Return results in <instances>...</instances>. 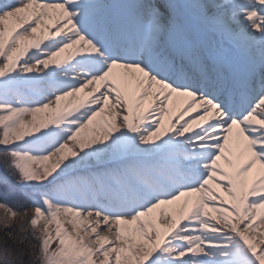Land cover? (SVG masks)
Wrapping results in <instances>:
<instances>
[{"label": "snow or ice", "instance_id": "1", "mask_svg": "<svg viewBox=\"0 0 264 264\" xmlns=\"http://www.w3.org/2000/svg\"><path fill=\"white\" fill-rule=\"evenodd\" d=\"M199 7L217 23L220 8L235 9L264 46V0ZM88 8L84 0L0 4V164L41 188L110 150L163 155L170 167L137 173L110 204L47 193L20 212L0 204V264H96L97 256L99 264H264V231L249 235L264 225V81L238 110L247 79L229 84L204 67L193 76L150 50L144 59L114 55ZM175 9L173 0L138 5L153 37L172 26ZM44 81L51 90L34 104L7 99Z\"/></svg>", "mask_w": 264, "mask_h": 264}, {"label": "bare ground", "instance_id": "2", "mask_svg": "<svg viewBox=\"0 0 264 264\" xmlns=\"http://www.w3.org/2000/svg\"><path fill=\"white\" fill-rule=\"evenodd\" d=\"M3 2L11 3L10 0H3ZM140 2L141 0H84V3L89 5L88 11L92 24L94 20L99 21L103 18L107 21H113L116 17L121 18L122 23L128 20L135 23L139 22L140 29L143 30L148 44L154 51H159L161 56H168L171 58L175 56L171 51H168L167 45L169 43H167V41L171 39L174 43H188L189 48H184L183 53L185 55H190L193 61H202L206 57V45L210 43L211 46H216L218 48L221 46L220 48L228 51L231 55L237 54L239 59L243 60L245 64L250 63V67L253 66L254 62L264 63V46H261L258 40H253L251 38L252 34L246 28L241 17L236 14L235 9L220 8L219 11L222 16V22L220 23L209 21L200 14V5L205 3L221 5L230 3L231 0H173V3L176 5L174 22L167 31L155 37L151 34L148 22L146 20L142 21L144 18L138 12V5ZM187 40H189L190 43L187 42ZM174 49L175 51H179L178 49H180V47L173 44V50ZM205 63L208 64L207 62ZM207 67L212 68L211 65H207ZM45 82L51 83V81ZM39 85L42 91L44 83L41 82ZM25 86L36 90V84L20 85L17 88ZM15 89H13L10 94H13L12 92ZM49 91L45 88V92L48 93ZM85 91H91V88L85 89ZM44 96L45 95L39 96L40 98L33 99L29 103L34 104L35 101L43 99ZM71 99L74 100L75 97ZM239 105L242 106V99H240ZM104 115H109V113H104ZM24 119L27 120L28 117H24ZM185 119H187V117ZM196 130L198 131L199 129ZM25 139L30 138L25 137ZM154 161L163 162L164 164L157 165ZM219 163L221 167H224L222 162ZM166 165L163 155H141L128 150H121L116 154H112L110 150L108 154L99 158L86 160L73 168L67 169L65 172L61 173L54 184H49V187H51L53 191L61 193V196L56 199L61 203L84 206L95 205L97 203L102 205L110 204L112 200L103 197V193L113 194L117 190L123 191L128 189L130 185L136 182L130 179V176L137 177V173H142L145 178H148L154 172L170 167V165ZM176 171L178 173L179 169ZM100 188L102 194L100 193ZM171 207L172 206H169V210ZM61 219L64 220L66 218ZM94 219V217L90 218L91 221H94ZM159 219L161 221L160 227H163L165 218L160 216ZM64 227L71 231V226L67 223L64 224ZM99 231L101 235H109L108 232L102 229ZM260 231H264V225H261L255 232H250L249 235L260 239L258 235ZM94 258L95 257H93V259Z\"/></svg>", "mask_w": 264, "mask_h": 264}, {"label": "rangeland", "instance_id": "3", "mask_svg": "<svg viewBox=\"0 0 264 264\" xmlns=\"http://www.w3.org/2000/svg\"><path fill=\"white\" fill-rule=\"evenodd\" d=\"M43 83H44V87L47 88V90L49 91L51 89V84L48 85L45 82ZM44 87L42 91H39L40 89L39 83L36 84L35 87L36 90L27 86L19 87L12 92L13 94H9L7 99L11 104H16L18 99L29 103L31 100L38 99L40 98L39 96H43L47 94V92L44 93L45 91ZM0 150H2V146H0ZM0 168H1L0 181H3L0 182V204H3L17 212H20L24 209H28L33 204L39 203L40 197L45 193L52 196L54 199H57L59 198V196H61V193H57L53 191L51 187H49V184L47 185L46 188H41L35 184L22 185L17 182L14 176L10 175L9 172L5 170L2 164H0ZM100 192H101V188H100ZM1 213H3L2 209H0V214ZM30 215L31 213L29 212V216ZM152 239H155V237L152 236ZM100 259L101 258L98 256L94 258L96 264H99Z\"/></svg>", "mask_w": 264, "mask_h": 264}, {"label": "trees", "instance_id": "4", "mask_svg": "<svg viewBox=\"0 0 264 264\" xmlns=\"http://www.w3.org/2000/svg\"><path fill=\"white\" fill-rule=\"evenodd\" d=\"M0 170H1V168H0ZM0 216H3V213H1ZM19 227H20V222L19 221H15L13 223V227L10 229V231L13 233L14 237L19 235V231H18ZM24 227L25 228L27 227L26 223H25ZM0 240H7L6 231L3 230L2 228H0ZM9 243H11V242L9 241ZM24 259H25V261H27L28 257L25 256Z\"/></svg>", "mask_w": 264, "mask_h": 264}]
</instances>
